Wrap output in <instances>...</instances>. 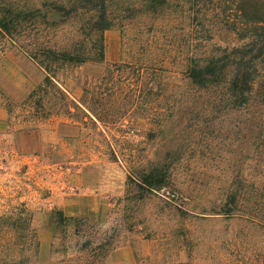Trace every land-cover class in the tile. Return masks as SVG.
I'll use <instances>...</instances> for the list:
<instances>
[{
  "label": "rangeland",
  "instance_id": "obj_1",
  "mask_svg": "<svg viewBox=\"0 0 264 264\" xmlns=\"http://www.w3.org/2000/svg\"><path fill=\"white\" fill-rule=\"evenodd\" d=\"M134 4L141 10L131 11ZM111 9L119 17L105 32L104 61L57 75L76 104L85 79L100 78L89 89L100 93L101 120L66 113V101L40 88L45 71L0 34L11 59L41 71L36 92L22 100L0 86V264L257 263L264 255L257 225H264V131L232 132L226 121L196 131L170 184L140 188L128 164L165 154L174 98L164 83L136 84L124 62L149 60L168 40L181 41V0H166L160 31L151 29L155 17L144 0H113ZM139 20L143 32L130 25L122 33L123 24ZM51 35L65 44L74 30ZM179 91L172 87L176 97Z\"/></svg>",
  "mask_w": 264,
  "mask_h": 264
},
{
  "label": "trees",
  "instance_id": "obj_2",
  "mask_svg": "<svg viewBox=\"0 0 264 264\" xmlns=\"http://www.w3.org/2000/svg\"><path fill=\"white\" fill-rule=\"evenodd\" d=\"M144 1L155 17L151 29L160 31L157 18L166 0ZM111 5L113 0H0V34L45 71L40 88L47 85L54 97L66 101V113L74 114V108L92 121L103 117L100 93L89 89L100 78L85 79L83 100L76 104L57 75L104 61L105 32L117 25L119 17ZM140 10L134 4L131 11ZM181 14L185 25L181 41L168 40L149 60L124 62L136 84L164 83L168 97L174 98L165 118L166 131L173 132L165 154L145 164H128L129 177L151 192L170 184L175 164L192 151L196 131L207 132L218 121H226L232 132L264 131V0H181ZM130 25L139 32L147 26L141 20L127 22L122 33ZM65 26L74 30V36L62 44L51 32ZM112 74L111 81L117 83L121 74ZM174 86H179L177 97ZM111 153L120 160L117 151ZM245 264H264V255L257 263Z\"/></svg>",
  "mask_w": 264,
  "mask_h": 264
},
{
  "label": "crops",
  "instance_id": "obj_3",
  "mask_svg": "<svg viewBox=\"0 0 264 264\" xmlns=\"http://www.w3.org/2000/svg\"><path fill=\"white\" fill-rule=\"evenodd\" d=\"M10 59V56L0 46V86L16 100H22L34 91L36 85L40 82L41 71L38 68H24L18 62ZM9 71H12L14 76L7 74ZM13 78L15 85H11L12 82H10Z\"/></svg>",
  "mask_w": 264,
  "mask_h": 264
}]
</instances>
